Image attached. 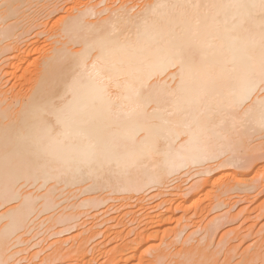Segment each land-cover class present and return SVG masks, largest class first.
<instances>
[{"label": "bare ground", "instance_id": "obj_1", "mask_svg": "<svg viewBox=\"0 0 264 264\" xmlns=\"http://www.w3.org/2000/svg\"><path fill=\"white\" fill-rule=\"evenodd\" d=\"M73 1L75 5H64L68 12L52 24L53 15L63 11L68 0H0V5H9L7 18L0 8V264L22 253L14 252L13 247L25 246L33 236L21 241L23 234L18 233L29 228L25 233L29 234L30 228H38L40 223L34 222L41 215L54 210L47 222L39 220L45 223L42 226L51 223L46 230L62 228L52 233L59 236L52 243L59 254L64 252V244L79 239L84 230L75 233L74 239H60V235L75 229L78 222H74L87 208L94 210L109 201L118 203L115 214L122 207L124 211L116 217L106 214L111 216L107 219L98 210L101 217L96 214L98 218L94 216L90 222L94 228L104 226L105 232L100 233L105 238L110 235L109 240L114 235L121 248L115 245L104 253L101 248L99 255L106 252L109 264H132L144 259V244L159 238V224L176 220L180 225L182 218L173 212L175 199L179 202L181 197L182 201L176 209L183 208L186 197L214 177L210 174L227 167L250 170L245 180H238L245 186L253 175H260L255 157H241L258 148H248L245 135L264 134L260 127V102L264 100L260 0H145L140 6L130 5V0H117L120 6L115 0L108 5L109 0L105 9L99 7L106 0H93L97 4ZM253 4L256 7H250ZM104 13L107 15L101 17ZM95 16L100 17L92 20ZM177 48L183 51L180 59L175 56ZM246 74L256 83L250 93L243 85ZM247 148L248 152L243 151ZM192 167H199L194 174L210 177L195 182L196 176L195 184L180 187ZM227 175L232 180L236 173ZM175 181L179 183H172L175 188L169 189V182ZM218 184L226 188L225 195L226 185ZM248 185L243 186L245 192L251 190ZM152 188L158 192L149 196L147 190L150 193ZM161 195L164 199L154 204L153 198ZM79 197L83 198L76 206L66 202ZM150 200V210L144 212V202ZM161 206L167 209L157 213ZM81 209L84 212L78 214ZM129 216L131 225L140 222L131 230H139L135 238L127 241ZM123 224H127L126 231ZM90 238L79 239L80 244L74 240L76 248L70 243L75 249L68 253L77 252L72 259L75 264H92ZM43 245L32 255L33 260L49 247ZM95 247L93 254L100 248Z\"/></svg>", "mask_w": 264, "mask_h": 264}, {"label": "rangeland", "instance_id": "obj_2", "mask_svg": "<svg viewBox=\"0 0 264 264\" xmlns=\"http://www.w3.org/2000/svg\"><path fill=\"white\" fill-rule=\"evenodd\" d=\"M71 1H73V0H70V1L68 0V2H66L68 4L65 3V4L62 5L63 7H62L61 10H63V11L57 12V14L55 13L54 14L55 16L53 15V19L54 20H52V24L54 23L53 21H56L57 19L60 18V16H63V15H65L68 12L67 9H66L67 11L65 10L66 7L67 8H70L71 5H75V3H73L74 1L73 2H71ZM90 1L91 0H89L88 2L90 3ZM113 1L114 0H112V2H110V3H108V5H113ZM115 1H116V4L118 6L121 5V4H119V3H121V1L118 2V3H117V0H115ZM140 1H141V3H140ZM144 1L145 0H143V1L142 0H138V3H136L137 0L136 1L133 0V2H132V0H130V5L133 6L134 5L133 4L134 2H135L136 5L138 4L137 6H140L139 3L142 4V5H144L143 4ZM146 1H149V0H146ZM83 2L84 3L85 2L88 3L87 0H84ZM93 2H94V4L96 3V1H93ZM98 2H102V1L101 0L100 1L98 0ZM106 2H109V0L108 1L106 0L101 5L102 7L100 6L99 8H103V6H105ZM69 3H70V5H69ZM116 4H114V6ZM64 5H66V7ZM106 6H107V4H106ZM106 6L104 7V9L106 8ZM114 6H113V8H117L118 7V6L117 7H114ZM101 10H103V9H101ZM135 12H136V10H135ZM59 13H60V15H59ZM103 15L106 16L107 13H104V14H102V16L101 15L100 16L101 17H104ZM100 16H98V17L95 16V18L93 17L92 20H94L96 18L98 19ZM250 132L253 133V131H250ZM262 133H264V132H262ZM245 136H246L245 141L248 143V146H249L248 148L252 149L251 147H258V148H256V151H258L259 148H261L258 152L252 150L253 151L252 154L248 150V148L246 150L245 149L244 150L242 149L243 151H247L248 150L249 151L248 154H246L242 150H240L241 153L243 152L242 155H241L240 152L238 153V156L241 155V157H243V158L244 157L246 158L247 155L249 157H251V158H252V156L255 157V158H253L254 161H255L254 163H256L255 165L257 167L256 168L257 169V172L260 170V172H259L260 175L257 176L258 178H254V175H253L252 180L249 181V183L252 186H254V187L250 186V184L247 183V185L249 184L248 186H250L251 190H247L246 191L247 193H246L245 192V188H246L247 185L245 186V184L242 181H240L241 182V184H240V182L238 181V180H245L246 177H247V175H248L247 173H250L251 172L250 170H248V171L247 170L246 171H241V168L239 170L236 167H233V168L232 167L231 168L230 167L229 168L227 167V170L228 171L226 170V168L225 169L224 168H220V170H218V171L216 170L215 173L213 172L214 174L213 173L210 174L211 176H214V177H212L214 180L211 178L210 179L211 182H210V180H209V182L207 184L204 182L205 184L203 183V185L200 186V187H203V188L198 187V190H195L194 193H192V195L194 196V198H196L195 200H194V198L191 199V197H193L191 194L189 196V199H191V200H189L188 197H186V202L184 204V207L183 208L181 207L182 209L181 208L176 209V205L182 203L181 197H179L180 200L178 202V200L176 198V196H178V195L174 196L176 199H175V201L173 203V208H175V209H173V208L172 209H173V212L176 213V214H174V216L175 215H178L177 217H179V218L181 217L182 218V220L180 221V225L177 223L176 220L175 221L170 220V222H167V223L166 222H163V224H159V226H157V229L158 230L160 229V231H162V233L160 232L161 233L160 234L161 236L159 235V238L158 237L157 238H154V239L152 238V239H150L146 243V245L144 244L143 245L144 247L142 246L143 249L141 248L142 249L141 255H142V257L144 259L143 258H142L143 260L137 259L132 264H134V263L135 264L136 263L137 264L138 263L143 264L145 261H147V262H145L144 264L149 263L150 261H151L150 264L151 263L152 264H264V183L263 184H260V183H262L261 181L264 178V176L262 177L263 174H261V172H262L261 170H264V134H261V133H255V134L254 133L253 134L247 133ZM245 158H244V160H246ZM213 164H216V162L213 163ZM192 168H191V170L193 172L191 173V175L189 173V174H185L186 177H185V175L184 176L182 175L183 177L181 176L182 177V182L180 181V185H181L180 187H182V185H183V187L186 189V188H189L190 186H192L193 184H195V182H197L198 180L200 182V179L202 177L203 178L205 176L206 177L207 176L210 177V175L194 174V172H197V170H199L198 169L199 167L198 168L192 167ZM230 169L235 170V172L231 171ZM243 170H244V168H243ZM225 171L227 172L226 174H225ZM229 172H230V175L231 174L234 175L236 173V175H234V177L232 176V178H233L232 180H234L233 181L234 183L232 182V180H230V177L231 176H228L227 175ZM220 174H222L223 177L227 176L226 177L227 180L224 179V178H222V176ZM223 174H225V175H223ZM217 175L218 176L220 175L221 177L219 176V178H216V177H218ZM191 176L193 177V179H192ZM196 176H197V178H196ZM249 176L252 177L251 174H249ZM228 177H229V179H228ZM251 177H249V178H251ZM260 177H262L261 180H258ZM235 178L237 179V181L235 180ZM194 179H195V182H194ZM223 179L226 181V184H225V181H223ZM183 180L184 181L186 180L185 181V184H184ZM217 180L219 181V183H221V182L223 183L224 182V185H226L227 190H225V193H226L225 195H223L224 194V191L223 190L226 189V188L224 186H222L221 184L216 185V182L218 183ZM228 181H229V183H228L229 185H227V182ZM230 181H231V183H230ZM175 182H169L170 185L172 186L169 189H174L175 187H173V185L174 184L177 185L179 183L178 181H175ZM172 183H174V184L172 185ZM189 183H190V186L187 185ZM230 184H232V185L230 186ZM233 184H235V185L233 186ZM258 184H259V186H258ZM260 185H262L263 188L260 187ZM229 186H230V189H231L230 191L231 192L228 189ZM240 186L242 188H240ZM243 186L245 188H243ZM250 188H247V189H250ZM176 189L174 191H177ZM149 190H147V194L149 196L152 195L151 194L152 192L153 193L158 192L157 189L155 191L152 188L151 192L149 193ZM162 190H164V189H162ZM179 190L177 192L178 193H181L182 190H180L181 192ZM232 190H234V191H232ZM165 191H168V189L165 190ZM197 191L199 192L198 197H197ZM162 196L163 195L158 196L159 198H157V196L154 197L153 198L154 204L156 203L155 200H157V204L159 202H161L162 199H164V197L162 198ZM82 198L83 197H79V198L76 199V201H75V198H72V199L69 198V201L67 200L66 202L68 204L69 203L72 204V206H74V204L76 206V203L79 204V202L82 201L81 200ZM78 199H80L81 201H79ZM197 200H199V201H197ZM66 202H64L62 204L63 205L65 204V206H67L66 205L67 204ZM114 202L115 201H109V203L106 202V204H105L106 206L105 205L104 206L102 205V207L100 206L101 208L99 207V208L94 209V210L92 208L91 209H88L87 208V211L90 214H88V212L87 213L84 212V210L86 208H84V210L83 209H81L80 211L78 210L77 211L78 214H81L82 212L85 213V215H81L79 217L78 221L76 220L74 222V223L78 222L79 225L76 224L77 225L76 228L75 229L73 228L71 232H65V234L63 233V234L60 235V239L61 238L62 239L63 238L65 239V238H70V237L73 238L74 235H75V233L77 234V232H78V234H79V233L82 232V230H84V231H86L85 235H83L84 234L83 233L84 231H83L82 234H81V236L82 235L83 236L82 237L79 236V239H82L83 240V238H89V236L91 238L94 237V239L92 238V240H91V238L89 239L90 241H89V244L88 245H89L90 249H89V247L87 245V248L90 251L89 254H92L93 255L90 258H93L94 257V260L92 261V264H106V262H108V264H109V261L110 260L107 259L108 260L107 261L106 258H105V257L108 258L106 252L104 254L106 256L99 255L100 253H102V251H101L102 249H103V253H104V251L107 250V249H108V251H109V249H113V247L115 245L118 246L119 248H121V246H120V242L121 241L119 242V241L115 240L114 239V237H115L114 235H113L114 237L111 235L113 237V239H114L113 240L112 237H111V239H112V242H111V239L109 240L110 235L109 236L107 235L108 238L107 237L105 238L106 235L105 234L103 235V234L100 233L103 230L104 226L101 227V228H97V227L94 228L93 227L94 224H92L93 222L92 223L90 222V221H93L96 217L98 218V216H100V215L102 216L103 213H104L105 216H106V214H111V216L112 215H114V216L115 215L116 216L120 215L121 212H123L125 208L122 209L123 208L122 207L120 209H117V211L118 210L120 211L121 209L122 210L120 212L119 211L117 212V213H119L118 215H117V213L115 214L114 213L115 212V209L114 208H115V206H116V208L118 207L117 206L118 203H116V202L114 203ZM122 202L125 203L124 201H122ZM150 202H152V200L147 201V202H144L145 204H147L146 207L148 206V203H150ZM194 202H196V203H194ZM10 205H13V203L10 204ZM63 205H60V206L61 207H65ZM142 205L144 206V204H141V207H142ZM167 206H161V208L157 209L156 212L158 213V212H161V211H165L167 209ZM6 207H8V206H6ZM61 207H58V209L60 210ZM164 207H166V208L163 209ZM217 207H219V208H217ZM104 208H105V212L106 211L108 212V210H110L109 211L110 213L109 212L108 213H105L104 212ZM58 209L55 210L56 213H57ZM111 209L114 210V211H112ZM141 209H142V211L145 210L144 208H141ZM141 209L139 211H141ZM147 209H148V207L146 208V211H144V212H147V211L150 210V209H148V210ZM93 211L96 212V213H94ZM142 211H141L142 215L140 213L139 214V217H140V215L143 217V215L145 214ZM53 213H54V210L52 211V213L51 212H47V213H45L46 215L45 214L41 215L39 219H41V220L43 218H44L43 220H46L47 219L46 221H44V222H47L48 221V215L49 216H50V214L53 215ZM91 213L93 214V216H91L92 215ZM97 213L100 214V215H98ZM182 215H184V217ZM54 216H56V215L54 214ZM94 216H96V217H94ZM92 217H93V219H92ZM110 217H108V215H107L105 218L109 219ZM129 217H127V218H129ZM186 217H187V221H186ZM102 218H104V217L102 216ZM127 218H126V221H125V219H123L124 220V223L125 222L127 223ZM39 219H37L36 222H34V223H35V225H36V223H38L37 225H39V223H40L41 229L43 228L42 229L43 230V233L42 232H39V230H40L39 227L40 226L38 228H36L33 225H31V227L32 226L35 227V230H34V228H30V232L32 231L31 233L28 232L29 234H25L29 230V228H28V230L25 229V230L21 231L20 233H18V235L19 234H23L22 235V238H21V241H27L28 239H31L32 236H33V238L30 240L31 242L29 241V243L28 244L26 243L25 246L23 245L25 243H23L22 246L20 244H18V246L13 247L14 249H12V250H14V252H15V250H19L22 253L17 254L16 257L12 258L11 259L12 261L11 262L9 261V262L11 264L18 263L19 261H21V262H19L18 264H42L45 261L43 264H75V261H73V260H75L74 258H76V256H77L76 253L77 252L75 251L74 253H72L73 252L72 251L69 254L68 253V250H71L72 248L74 250L76 248L75 242L78 243L79 242V239L78 238H76V239L73 238L75 240L74 243H73L74 240L73 241L70 240L67 243V245L64 244L63 245L64 252L62 251L61 253L58 254L55 251L56 250L55 249V246H52V243L55 240L59 239L58 238L59 236H52V233L54 234L56 232H59L62 228H60L59 226H54V228H51V229L48 228V230L50 229L48 231V230H46V226L49 225V224H51V223L48 222V224L46 223L47 224L46 226H42L41 223H43V224H45V223L44 222H40L41 220H39ZM128 220H129L128 221V224L131 225V222L133 220L132 216ZM183 220H185V221L183 222ZM96 221H94V222H96ZM83 222H87V224L86 223L83 224ZM135 222L136 223H134L133 225H131L132 227L130 225L127 226V224H123V228H125L124 227V225H125V226L128 227L127 228L128 231L130 230V235L129 234H126L128 237L130 236V238H127V241H128V239H131V237L133 238L135 236L134 234H136L135 233L136 231H139V230H136V228H134L135 232H131V230H133V227L139 226L137 223H139L140 221L139 222L135 221ZM80 223L82 224L81 226H80ZM105 223H106L105 226L108 225L107 222H105ZM91 224H92L91 227H93V228L90 231V228H88V227ZM86 225H87V228H85ZM134 225H137V226H134ZM144 226H142L140 228L138 227L140 229V231H141V228H143ZM177 226H179V227H177ZM179 228H181V229H179ZM184 228H185V230H183ZM31 229H33V230H31ZM42 230H40V231H42ZM79 230L81 232H79ZM104 230H106V228H104ZM104 230L102 232H105ZM179 230H181V232L183 230V232H184V233L182 232L183 235L180 233ZM98 231H99L100 234L98 233ZM125 231H126V228H125ZM128 231L125 232V233H129ZM93 232H94V234H93ZM42 234H45V235L42 236ZM92 234H93V236H92ZM166 234H168V237H167ZM18 235H16V236H18ZM94 235H96V236H94ZM163 235H166V236H163ZM43 237H44V239H43ZM77 237H78V235H77ZM165 238H167V239H165ZM41 239L43 241H41ZM45 239H46V241H45ZM103 239H105V241H107V242L103 241ZM161 239H163V240L161 241ZM37 240H39L40 243L42 242L41 243L42 245L44 244L42 246V248H44L45 245L46 246H49V247L48 248L46 247L45 250H44V252H41L42 254L40 253L41 255L36 258L37 260L36 259L33 260L35 257L33 258L32 255L34 253H37L38 251L41 250L40 249L41 248V244H39V242H37ZM131 240H133V239H131ZM36 242L38 243V245H37ZM80 242H81V240H80ZM103 242H104V244H103ZM161 242H163L164 244L161 243ZM34 243H36L37 246H33ZM70 243H73V245L75 246V248L72 247V245H70ZM117 243H119V245H117ZM29 244L32 247L29 248L27 246ZM78 244H80V243H78ZM169 244H171L172 247ZM123 245L124 244H122V246ZM148 245H150V246H148ZM64 246H65V248H64ZM95 246H99L100 247L98 249L99 250L98 253H96L97 251H95V253H96V255H97L98 258L96 257L95 253L94 254L92 253V251L94 252V250L97 249ZM145 247H146V249H145ZM150 247H151V249H150L151 251L148 252ZM24 248H25V251H22V249L24 250ZM26 249H28V252H27ZM145 252H147V254H145ZM147 255H149V256H147ZM72 256H74V257H72ZM145 256L148 257L147 258L148 260L147 259L145 260V258H146ZM150 257L152 258L151 260L149 259ZM21 258L24 259V260L22 261ZM14 259H15V261H14ZM105 260H106V262H105ZM9 262H7L5 264H9ZM79 263L80 262H78V264ZM76 264H77V262H76ZM110 264H112V263H110Z\"/></svg>", "mask_w": 264, "mask_h": 264}, {"label": "snow or ice", "instance_id": "obj_3", "mask_svg": "<svg viewBox=\"0 0 264 264\" xmlns=\"http://www.w3.org/2000/svg\"><path fill=\"white\" fill-rule=\"evenodd\" d=\"M9 5H7L6 3L3 5H0V8H4L5 9V17L7 18V9H8ZM250 7H256V5H250ZM259 7L261 9V12L264 13V0H260V4ZM183 55V51L180 48H177L176 52H175V56L177 57V59H180ZM99 72H97V76H99ZM260 84H261V91L264 92V61H262L261 64V72H260ZM243 85L245 88V91L250 93L252 91L255 90L256 88V83L255 81L251 78L250 75L246 74L243 80ZM260 106H261V120H260V127L262 130H264V100H261L260 102ZM74 122V120H73Z\"/></svg>", "mask_w": 264, "mask_h": 264}]
</instances>
